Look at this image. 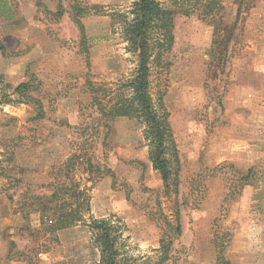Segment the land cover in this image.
<instances>
[{
	"label": "rangeland",
	"instance_id": "374dc122",
	"mask_svg": "<svg viewBox=\"0 0 264 264\" xmlns=\"http://www.w3.org/2000/svg\"><path fill=\"white\" fill-rule=\"evenodd\" d=\"M3 1L0 264L100 263L85 224L56 241L32 210L33 198L72 181L93 218L118 221L126 264H143L162 239L173 243L168 264H216L220 251L233 264H264V0H218L220 22L179 14L172 50L151 65L150 93L169 113L180 161L169 191L142 126L119 118L108 132L91 91L107 90L97 97L108 109L133 76L137 57L114 15L138 0ZM74 156V171H60Z\"/></svg>",
	"mask_w": 264,
	"mask_h": 264
},
{
	"label": "trees",
	"instance_id": "16d2710c",
	"mask_svg": "<svg viewBox=\"0 0 264 264\" xmlns=\"http://www.w3.org/2000/svg\"><path fill=\"white\" fill-rule=\"evenodd\" d=\"M201 1L205 5L200 7ZM0 15L10 12L5 11L7 3L0 0ZM4 8V9H3ZM5 11V12H4ZM224 7L218 0H171L168 9L163 8L157 0H138L124 13H115L114 18L122 24L124 40L127 43V51L137 57V67L133 76L122 86L121 93L110 99L106 109L97 97L98 93L107 92L102 85H92L94 95L93 103L101 114L103 128L110 130V123L119 118H128L137 121L143 128L149 160L153 170L161 176L166 191L173 184L175 169L180 164L178 151L174 142L173 132L169 121V113L162 104L152 98L151 89V65L159 62L168 54L175 44V19L179 14L190 16L197 14L202 19H218L221 21ZM80 10L79 13H82ZM200 12V13H198ZM63 12H59L61 17ZM217 22V23H218ZM82 43L85 42V28L80 20H77ZM3 52L5 48L0 47ZM28 83H23L15 89V93L23 94L29 88ZM3 104H11V100L5 97ZM77 156L72 157L60 171L71 174L74 171V163ZM88 168L93 170L92 161L87 162ZM247 178V177H246ZM81 186L73 181L56 182L53 185V193L48 197L33 198L32 210L40 216V222L44 223L45 230L51 233L57 241V232L85 224L93 235V243L100 250L99 264H126L121 258L120 242L122 239L121 227L118 221L111 219H95L91 216L90 196L87 191L80 190ZM13 201V199H11ZM88 216V222L86 219ZM180 225L177 233L180 234ZM172 240L162 239L160 248L154 256H148L143 264H168L172 249ZM12 259L11 253L8 256ZM216 264H233L220 251L217 254Z\"/></svg>",
	"mask_w": 264,
	"mask_h": 264
}]
</instances>
